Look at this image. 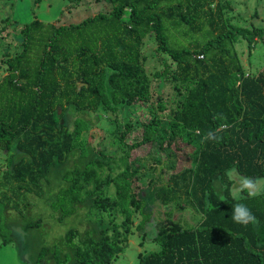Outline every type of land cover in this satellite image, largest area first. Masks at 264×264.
I'll list each match as a JSON object with an SVG mask.
<instances>
[{
    "label": "trees",
    "instance_id": "16d2710c",
    "mask_svg": "<svg viewBox=\"0 0 264 264\" xmlns=\"http://www.w3.org/2000/svg\"><path fill=\"white\" fill-rule=\"evenodd\" d=\"M104 1L108 9L77 23L54 25L38 19L24 23L22 49L4 61L0 150L16 153L9 157L11 172L0 178L1 207L12 210L9 201L15 199L13 210L18 211L21 194L43 190L42 181L49 180L53 168L71 157L72 165L61 170L57 183L64 184L49 201L57 221L78 211L89 216L105 209L125 216L120 226L101 217L83 229L71 226L51 246L41 247L34 263L110 264L124 251L130 228L127 208L134 206L141 213L138 227L150 218L144 210L143 187L128 158L138 142H149L160 148L164 160L176 159L168 166V178L159 175L158 185L153 184L156 199L168 204L186 197L201 219L185 227L169 218L160 220L154 238L158 249L138 254V264H264V191L250 195L242 188L234 197V181L227 174L235 169L250 181L264 177V67L256 75L246 74L235 47L238 35L249 50L258 38L264 44V25L247 28L231 23L222 13L228 4L217 0ZM176 33L185 36L187 44ZM176 40L183 46L173 48L170 41ZM146 41L174 68L164 62V70L151 76L143 55ZM166 75L176 98L170 106L159 97L150 102L153 78ZM140 105L156 113L142 121V138L125 150L121 170L114 173L106 155L85 161L72 158L74 133L56 114L81 115L99 107L116 113ZM123 125L118 141L133 126L130 120ZM195 139L200 140L197 146ZM182 143L192 147L189 154H197L190 166L182 165L178 157ZM214 180L222 185L220 191ZM25 197L22 201L27 203ZM237 205L254 222L237 223L233 219ZM40 223V219L24 223V229ZM0 235L4 243L11 241L1 229Z\"/></svg>",
    "mask_w": 264,
    "mask_h": 264
},
{
    "label": "rangeland",
    "instance_id": "374dc122",
    "mask_svg": "<svg viewBox=\"0 0 264 264\" xmlns=\"http://www.w3.org/2000/svg\"><path fill=\"white\" fill-rule=\"evenodd\" d=\"M217 3L228 4L222 9V13L228 21L235 25L247 28L264 25V0H217ZM108 8L109 5L104 0H0V79L7 72L5 59L17 54L22 49L19 39L21 37L20 29L24 23L38 19L54 25H67L77 23ZM179 34L176 33L179 39L187 44L188 39H185V36H183L184 38L180 37ZM189 36L201 40L199 34L190 33ZM146 43L143 55L147 59V69L151 76L156 71L160 73L164 70V62H167L170 69L174 68L173 62L167 56L156 54L155 45L150 44V41H146ZM170 44L173 48L183 46L180 41L176 44L170 41ZM235 47L246 74L256 75L262 71L264 44L259 38L255 42L254 48L249 50L246 40L238 35L235 37ZM163 77L153 78L150 102L155 103L159 97L167 106H170L171 104L168 103L176 98V90L173 83L167 80L168 76ZM148 107L150 106L140 105L123 108L116 113L105 107H99L95 112L87 114L78 115V112L70 111L64 117L57 114L55 117L60 122L68 123L70 130L74 133L71 147L74 157L72 158H80L85 161L91 157L106 155L112 159L111 166L114 167V173H117L123 168L120 158L125 155V150L129 149V145H133L134 142H138L142 138V121L147 122L150 115L156 113L154 109L150 110ZM157 114L159 117L164 115V113L160 115L161 113L158 112ZM124 120H130L133 126L126 137L122 141H118L120 132L125 130ZM162 120V123L167 121ZM199 142V139H195L194 145L197 146ZM138 143L132 150L129 149L128 158L137 181L143 187L142 196L146 201L144 210L150 214V218L143 227H138L142 219L141 213L134 206L127 208L125 212L130 223L128 245L122 253L115 255L110 264H138V254L158 249L154 238L157 233V224L164 218L178 221L184 227L194 226L201 219L200 212L186 197L180 198L176 203L168 204H162L156 199L154 192L158 180H160L159 177L162 175L163 179L168 178L170 169L168 166H171L176 159L169 156L168 160H164L162 151L156 144ZM191 149V146L184 143L178 149V157L183 160L179 161L184 166H190L196 159V153L189 154ZM15 153L14 149L10 152L0 150V178L11 172L9 157ZM71 165L70 157L67 163L57 169L53 168L52 174L50 177L48 176L49 180L46 178L42 181L43 190L21 194L22 199L18 200V209L22 211V215L19 210H13L15 199L9 201V207L12 210L3 209L0 205V229L2 234L11 240L4 243L3 236L0 235V264H35L40 248L51 246L71 226L83 229L88 225H93L94 221L100 217L112 225L123 224L125 219L123 214L119 211L113 214L107 209L100 213L97 211L89 216L78 211L61 222L57 221L56 212L50 208L49 201L58 191L60 184H64L61 180V183L57 185L62 175L61 170H65ZM227 174L234 181L231 189V194L234 197L241 195L242 188H245L250 195L264 191V177L250 181L239 175L235 169H230ZM154 183L157 185L153 186ZM214 185L219 191L222 189L218 180H214ZM109 193H113V187L109 189ZM24 197L27 199V203L22 201ZM37 219L41 220L38 226L24 229V223L34 222Z\"/></svg>",
    "mask_w": 264,
    "mask_h": 264
},
{
    "label": "clouds",
    "instance_id": "9594fccd",
    "mask_svg": "<svg viewBox=\"0 0 264 264\" xmlns=\"http://www.w3.org/2000/svg\"><path fill=\"white\" fill-rule=\"evenodd\" d=\"M233 219L237 223L247 224L250 221L254 222L255 218L242 205H237Z\"/></svg>",
    "mask_w": 264,
    "mask_h": 264
}]
</instances>
